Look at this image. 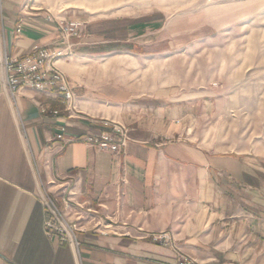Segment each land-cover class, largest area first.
Returning a JSON list of instances; mask_svg holds the SVG:
<instances>
[{
	"label": "crops",
	"instance_id": "crops-1",
	"mask_svg": "<svg viewBox=\"0 0 264 264\" xmlns=\"http://www.w3.org/2000/svg\"><path fill=\"white\" fill-rule=\"evenodd\" d=\"M31 1L0 0V264H178L181 255L264 264V156L198 144L196 127L214 109L209 95H138L96 62L173 48L166 36L182 33L180 24L79 17L81 35L64 41ZM36 46L71 47L57 67L74 87L75 113L55 91L9 94L3 58ZM105 121L127 131L119 154L81 140L107 131ZM44 192L82 229L78 248L46 236ZM164 232L171 246L152 240Z\"/></svg>",
	"mask_w": 264,
	"mask_h": 264
},
{
	"label": "rangeland",
	"instance_id": "rangeland-1",
	"mask_svg": "<svg viewBox=\"0 0 264 264\" xmlns=\"http://www.w3.org/2000/svg\"><path fill=\"white\" fill-rule=\"evenodd\" d=\"M31 5L83 27L79 17L131 22L160 16L179 23L183 32L166 36L173 48L163 46L161 53L143 58L111 55L96 61L98 67L138 95L167 88L209 95L214 109L196 127L198 144L219 153L264 156V0H32Z\"/></svg>",
	"mask_w": 264,
	"mask_h": 264
},
{
	"label": "built area",
	"instance_id": "built-area-1",
	"mask_svg": "<svg viewBox=\"0 0 264 264\" xmlns=\"http://www.w3.org/2000/svg\"><path fill=\"white\" fill-rule=\"evenodd\" d=\"M49 21L57 24L61 37L64 41H69L73 37H79L83 24L81 22H66L52 15L47 16ZM71 47L57 52L36 46L27 54L16 58H3V70L5 82L9 94L14 97L21 89L31 87L39 91H55L64 96L66 110L75 113V93L74 87L68 81L66 74L57 67L59 58L71 55ZM59 112H54L57 115ZM104 126L107 131L99 135H88L81 140L101 151L111 154H119L125 148L128 136L125 127L110 121H105ZM64 130V129H63ZM43 202L45 205L46 220L45 234L50 239H58L61 243L79 247L77 234L81 232L76 221L70 220L56 205L55 201L44 192ZM65 207L69 208L70 201H64ZM152 240L164 246L172 245V237L169 233L152 235ZM178 264H199L192 258L181 255Z\"/></svg>",
	"mask_w": 264,
	"mask_h": 264
}]
</instances>
